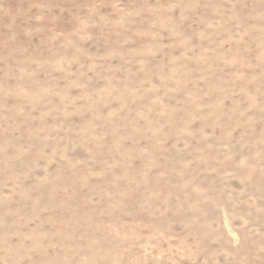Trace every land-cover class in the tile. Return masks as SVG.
Instances as JSON below:
<instances>
[{"label":"rangeland","instance_id":"1","mask_svg":"<svg viewBox=\"0 0 264 264\" xmlns=\"http://www.w3.org/2000/svg\"><path fill=\"white\" fill-rule=\"evenodd\" d=\"M0 264H264V0H0Z\"/></svg>","mask_w":264,"mask_h":264}]
</instances>
